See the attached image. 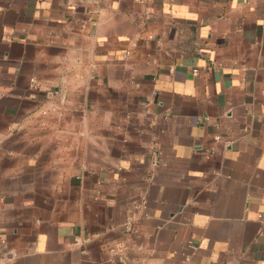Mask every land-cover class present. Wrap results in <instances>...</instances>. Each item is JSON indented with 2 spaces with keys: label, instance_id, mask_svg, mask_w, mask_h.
Returning <instances> with one entry per match:
<instances>
[{
  "label": "crops",
  "instance_id": "0c3cea01",
  "mask_svg": "<svg viewBox=\"0 0 264 264\" xmlns=\"http://www.w3.org/2000/svg\"><path fill=\"white\" fill-rule=\"evenodd\" d=\"M0 264H264V0H0Z\"/></svg>",
  "mask_w": 264,
  "mask_h": 264
},
{
  "label": "built area",
  "instance_id": "2783aa9c",
  "mask_svg": "<svg viewBox=\"0 0 264 264\" xmlns=\"http://www.w3.org/2000/svg\"><path fill=\"white\" fill-rule=\"evenodd\" d=\"M30 85L31 86H35V81L34 79H30ZM54 94H56V91L53 92ZM216 140H218V138H216ZM146 216V214L144 215ZM124 228L126 230V232H131L132 231V222L131 220H128L125 224H124ZM109 253L112 254H117V252L119 251V249L117 247H111L108 249ZM188 260V257H186L185 261Z\"/></svg>",
  "mask_w": 264,
  "mask_h": 264
}]
</instances>
